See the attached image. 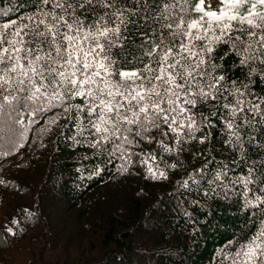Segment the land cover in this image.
Returning <instances> with one entry per match:
<instances>
[{"label": "snow or ice", "instance_id": "snow-or-ice-1", "mask_svg": "<svg viewBox=\"0 0 264 264\" xmlns=\"http://www.w3.org/2000/svg\"><path fill=\"white\" fill-rule=\"evenodd\" d=\"M25 3L29 12L16 19L13 9H0L9 17L0 23V114L11 131H27L25 120L59 108L68 119L82 118L81 135L87 132L93 146L119 150L117 141L131 144L153 128H166L162 135L173 133L179 143L196 139L201 125L214 126L193 112L213 101L225 143L246 168L232 183L264 191V96L255 91H264V0ZM77 99L82 103L73 104ZM254 203L264 206V197L245 199ZM229 250L227 264H264V215Z\"/></svg>", "mask_w": 264, "mask_h": 264}, {"label": "trees", "instance_id": "trees-1", "mask_svg": "<svg viewBox=\"0 0 264 264\" xmlns=\"http://www.w3.org/2000/svg\"><path fill=\"white\" fill-rule=\"evenodd\" d=\"M9 8L16 19L31 6L0 0V9ZM255 91L264 96L259 85ZM217 111L213 101L193 109L197 122L214 124L201 125L196 139L178 143L175 134L162 135L166 128H153L131 144L117 141L115 151L107 142L93 146L87 132L81 135L82 118L68 119L59 108L25 120L27 131H11L0 114V264H47L46 254L72 238L79 240L74 254L81 260L93 253L92 264H227L230 242L264 215V206L245 199L264 191L232 183L246 168L225 143ZM249 155L256 159L251 148Z\"/></svg>", "mask_w": 264, "mask_h": 264}, {"label": "rangeland", "instance_id": "rangeland-1", "mask_svg": "<svg viewBox=\"0 0 264 264\" xmlns=\"http://www.w3.org/2000/svg\"><path fill=\"white\" fill-rule=\"evenodd\" d=\"M210 3L215 5L216 0H210ZM71 228V229H70ZM68 227L67 229L69 231L74 230V227ZM79 241L78 239H70L68 244H66L63 241V248H56L53 251H50L46 254L47 256V264L52 263V264H92L94 261L93 258V253L88 254L86 253L83 255L81 260H79V256H76L74 254V242ZM84 243V242H82Z\"/></svg>", "mask_w": 264, "mask_h": 264}]
</instances>
